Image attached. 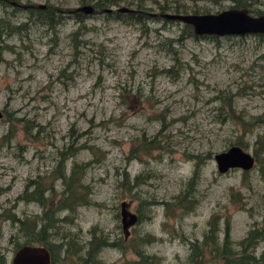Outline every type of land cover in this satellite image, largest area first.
Wrapping results in <instances>:
<instances>
[{
  "label": "rangeland",
  "instance_id": "374dc122",
  "mask_svg": "<svg viewBox=\"0 0 264 264\" xmlns=\"http://www.w3.org/2000/svg\"><path fill=\"white\" fill-rule=\"evenodd\" d=\"M48 5L57 12L45 24L36 11ZM227 7L264 14V0H0V254L7 263L19 221L39 218L46 197L73 185L89 203L65 211L71 230L87 239L95 225L108 240L148 232L156 239L145 249L156 264L183 261L212 212L221 227L229 215L232 240L252 226L264 229V152L246 174L220 173L213 160L237 135L253 155L255 136L264 134V34L197 35L190 23L165 17ZM205 153L196 209L164 214L161 202L190 174L189 155ZM138 197L154 202L151 217L135 219L124 236L120 201L137 218ZM99 255L103 264L136 259L130 248L105 246Z\"/></svg>",
  "mask_w": 264,
  "mask_h": 264
},
{
  "label": "trees",
  "instance_id": "16d2710c",
  "mask_svg": "<svg viewBox=\"0 0 264 264\" xmlns=\"http://www.w3.org/2000/svg\"><path fill=\"white\" fill-rule=\"evenodd\" d=\"M56 12L57 9L50 5L45 10L36 11L39 20L45 24L49 19H54ZM131 17L137 16L131 14ZM242 128L241 133L246 130L245 127ZM231 144H237L242 148L246 145L241 135H237ZM133 149L131 148V152ZM252 150L254 163H259L258 155L264 152V134L255 136ZM209 157V153L189 155L193 161L190 174L171 199L161 202L164 214H176L180 217L196 209L200 202L198 184L201 171ZM242 171L246 174V170ZM74 182L78 183L79 179L77 178ZM137 199L136 221H139L143 214H145L143 218H150L149 208L154 202L141 197ZM86 203H89L87 191L77 185L71 186L66 191L50 194L43 200L39 218L28 216L19 221L21 232L20 236L12 240L13 249L21 244H42L50 252L51 264H103L99 255L103 247L109 246L120 251L130 248L136 256V259L130 261L131 263H157V256L145 249L146 244L156 239L148 232L138 233L130 239L121 237L119 240H108L95 225L88 229L87 239L81 237L78 230H71L73 216H69L65 211L72 206ZM219 221L220 215L217 212H212L208 216L206 228L202 231L201 237L188 241L187 253L179 264H264V248L257 249L258 242L264 240L262 227L252 226L241 238L232 240L229 215L223 217L222 227L219 226ZM0 264H9L2 254H0Z\"/></svg>",
  "mask_w": 264,
  "mask_h": 264
},
{
  "label": "water",
  "instance_id": "95a60500",
  "mask_svg": "<svg viewBox=\"0 0 264 264\" xmlns=\"http://www.w3.org/2000/svg\"><path fill=\"white\" fill-rule=\"evenodd\" d=\"M90 10V8H87ZM119 9H126L120 7ZM165 17H176L192 25L193 33L242 34L263 33L264 14L250 15L245 8L227 7L215 13L166 15ZM213 160L216 170L220 173L231 168L247 170L254 164L253 155L237 144H231L226 149L215 152ZM120 220L123 235L127 233L126 227L133 223L136 215L127 209V203L120 201ZM9 264H51L50 252L42 244H21L14 249Z\"/></svg>",
  "mask_w": 264,
  "mask_h": 264
},
{
  "label": "flooded vegetation",
  "instance_id": "af4514ba",
  "mask_svg": "<svg viewBox=\"0 0 264 264\" xmlns=\"http://www.w3.org/2000/svg\"><path fill=\"white\" fill-rule=\"evenodd\" d=\"M46 8V7H45ZM132 14H135V12H133ZM263 34V33H262Z\"/></svg>",
  "mask_w": 264,
  "mask_h": 264
}]
</instances>
